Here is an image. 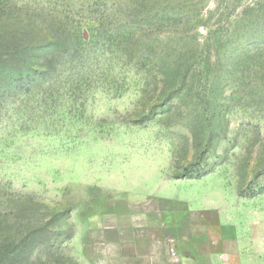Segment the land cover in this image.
<instances>
[{
	"label": "rangeland",
	"instance_id": "1",
	"mask_svg": "<svg viewBox=\"0 0 264 264\" xmlns=\"http://www.w3.org/2000/svg\"><path fill=\"white\" fill-rule=\"evenodd\" d=\"M7 2L83 40L77 77L0 106V234L34 226L55 247L8 261L118 264L132 225L159 237L188 218L199 237L220 228L195 264H264V0ZM207 176L223 198L210 209L179 181Z\"/></svg>",
	"mask_w": 264,
	"mask_h": 264
},
{
	"label": "trees",
	"instance_id": "2",
	"mask_svg": "<svg viewBox=\"0 0 264 264\" xmlns=\"http://www.w3.org/2000/svg\"><path fill=\"white\" fill-rule=\"evenodd\" d=\"M7 1L3 3L0 0V106L9 97L41 90L37 83L42 82V76L60 72L67 79L77 77L78 73L71 72L75 68L74 58L83 43L81 36L78 41H71L70 35H75L76 31L67 28L65 17H43L27 13L16 15ZM161 21H165L164 17L158 20ZM172 76L178 78L173 73ZM52 90L47 87L41 94L50 98ZM1 216L0 229L4 222ZM45 232L42 235L41 228L32 226L25 230L26 236L23 235L19 240H16V234L3 235L4 232H1L0 264H14L8 261L9 257L15 259L22 254H31L33 248H36L35 244L43 246L47 254H51L55 247L49 241L42 242L49 238L48 230ZM29 259L24 257L23 261L28 262Z\"/></svg>",
	"mask_w": 264,
	"mask_h": 264
},
{
	"label": "crops",
	"instance_id": "3",
	"mask_svg": "<svg viewBox=\"0 0 264 264\" xmlns=\"http://www.w3.org/2000/svg\"><path fill=\"white\" fill-rule=\"evenodd\" d=\"M210 176L203 179H185L184 182L179 180L182 183V187H185L186 183V187L182 189L185 190L183 192L186 196L185 200L194 198V187L203 186V188H200L203 193V199H201L197 205L210 209L217 205L219 200L222 201L223 198L216 200L215 196L217 194L216 188L220 186L221 182L219 180L210 181ZM188 187L189 189H187ZM167 217L166 215V218ZM171 218L173 219L172 216ZM177 219L178 221L176 224H167L169 226L165 229L164 226L161 225V234L159 237L146 236L147 233H151V229L153 228H151L150 225L146 227L144 231L146 233H143V236L139 231L140 223L137 222L136 225H132L131 230L133 231L135 239L132 243L129 241L130 245H127L126 242L121 243L119 239L117 245H121V247L119 245L120 253L113 254V258L118 264H160L161 262L166 264H195V259L199 257V252L205 249L210 250L211 247L215 245L216 233L220 228L218 231V226L216 225L209 226L206 229L204 228L203 237H199L197 236L199 231L197 232L198 229L194 226L195 221H191L187 218V222L184 224V222H182L184 219ZM149 222L151 224V220ZM218 224H220V222ZM206 232L208 235H205ZM225 255L229 254L224 252V256ZM205 257L208 260L217 258L215 252H209Z\"/></svg>",
	"mask_w": 264,
	"mask_h": 264
}]
</instances>
